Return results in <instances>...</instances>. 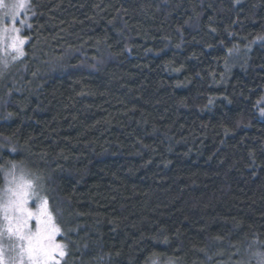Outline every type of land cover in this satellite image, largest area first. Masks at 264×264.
Listing matches in <instances>:
<instances>
[{"label": "trees", "instance_id": "trees-1", "mask_svg": "<svg viewBox=\"0 0 264 264\" xmlns=\"http://www.w3.org/2000/svg\"><path fill=\"white\" fill-rule=\"evenodd\" d=\"M30 4L0 79V183L12 163L41 178L62 264L264 248V0Z\"/></svg>", "mask_w": 264, "mask_h": 264}, {"label": "snow or ice", "instance_id": "snow-or-ice-1", "mask_svg": "<svg viewBox=\"0 0 264 264\" xmlns=\"http://www.w3.org/2000/svg\"><path fill=\"white\" fill-rule=\"evenodd\" d=\"M31 7L28 0H0V65L4 68L24 55L27 37L21 33L30 27ZM233 51L239 50L229 49L230 54ZM5 175L6 187L0 189V264H62L66 245L56 241L62 229L48 198L40 195L41 178L29 176L16 164ZM30 202L36 207H29ZM253 255L257 264H264V253Z\"/></svg>", "mask_w": 264, "mask_h": 264}, {"label": "rangeland", "instance_id": "rangeland-1", "mask_svg": "<svg viewBox=\"0 0 264 264\" xmlns=\"http://www.w3.org/2000/svg\"><path fill=\"white\" fill-rule=\"evenodd\" d=\"M28 2L30 3V0H28ZM21 19H23L24 17H20ZM28 24L30 23V19H31V11L28 15ZM8 26H11V24L9 23ZM17 27H20L19 23H17L16 25ZM27 28V27H25ZM24 28V29H25ZM24 31V30H23ZM23 31L21 33L22 37H25L23 35ZM28 42V39L26 40L24 46H23V51L25 48L26 43ZM23 57V56H22ZM22 57H19L18 59H16L15 61H11L9 63V65L7 66V68H4L2 65H0V79L4 78L8 75H11L12 73L16 72V68L18 67L20 60L22 59ZM264 99V98H263ZM12 164H16L18 166V168H23L25 170L26 173L29 174V176H33L29 170L22 164L20 163H12ZM10 168V166L8 168H6L3 172V176H2V181L0 183V189H3L4 187H6V171ZM40 195L41 196H46L45 195V189H44V184L41 181V191H40ZM29 207L35 208L36 205L34 203L29 204ZM62 235V232L60 235H58L56 237V241L58 243H62L64 244L59 237ZM67 253V252H66ZM254 253H264V248L262 246H259L258 243L252 244L250 247H248L246 250H239L235 256H232L231 258H229L228 260H226L224 263L221 264H257V260L256 257L253 255ZM65 258V257H64ZM63 258V259H64ZM8 257L7 255L5 256V261H7ZM153 264V262H152ZM157 264H176L173 261H165V262H158Z\"/></svg>", "mask_w": 264, "mask_h": 264}]
</instances>
